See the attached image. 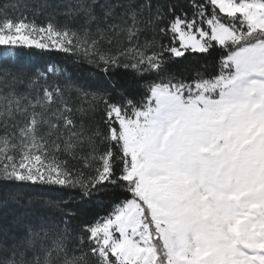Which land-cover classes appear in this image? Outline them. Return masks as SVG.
<instances>
[{"label":"snow or ice","instance_id":"obj_1","mask_svg":"<svg viewBox=\"0 0 264 264\" xmlns=\"http://www.w3.org/2000/svg\"><path fill=\"white\" fill-rule=\"evenodd\" d=\"M10 205L0 264H264V0H0Z\"/></svg>","mask_w":264,"mask_h":264},{"label":"trees","instance_id":"obj_2","mask_svg":"<svg viewBox=\"0 0 264 264\" xmlns=\"http://www.w3.org/2000/svg\"><path fill=\"white\" fill-rule=\"evenodd\" d=\"M46 60H60V61L68 60L70 63L71 58L70 57H64V56H53V57L36 56V58L33 60L32 63L35 67H43ZM14 210L20 211L19 209L16 208L15 205H10L6 209H0V216H2L4 213L10 214Z\"/></svg>","mask_w":264,"mask_h":264}]
</instances>
